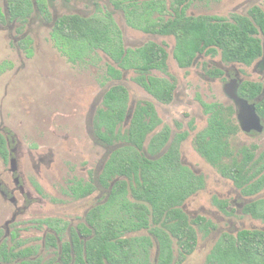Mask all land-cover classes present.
Segmentation results:
<instances>
[{
	"label": "trees",
	"instance_id": "16d2710c",
	"mask_svg": "<svg viewBox=\"0 0 264 264\" xmlns=\"http://www.w3.org/2000/svg\"><path fill=\"white\" fill-rule=\"evenodd\" d=\"M110 0L114 8L124 13L126 23L146 33L173 36L175 49L173 57L180 67L190 66L197 53L209 48L208 54L220 55L226 63H238L249 66L262 55L264 40V13L258 7H252L245 16L231 15L229 19L219 17H188L185 9L190 0H173L171 9L174 11L172 19L166 22H156L152 19L154 12H163V2L143 0ZM127 2V4H126ZM48 0H6L5 11L0 8V25L18 23L19 33L32 19V14L52 21L50 38L57 50L70 63L82 61L96 50L104 53L118 68H132L137 76L134 81L144 87L155 99L163 102L171 100V87L168 83L155 77L145 79L149 69H165L166 52L155 43L135 51L125 52L122 45L121 31L115 24L110 12L102 16H82L69 14L52 20L47 11ZM31 39L22 35L18 46L23 49L27 58L32 56ZM107 74L113 80H119L118 69L108 65ZM238 96L255 105L258 115L264 120V87L261 83L244 81L238 89ZM128 103V93L122 86H112L104 96L103 107L98 110L94 130L107 143L111 139L122 140L128 146L120 147L112 156V162L107 164L102 179L105 182L110 175L116 174L132 179L130 198L127 194L126 183L117 182L110 191L109 202L103 208H95L88 213V217L96 215L108 216L114 208L118 220H103L98 224L90 221L93 232L83 226L85 243L79 241V251L75 246L74 264H148L147 247L151 246L147 238L122 240L118 234L122 230L137 231L150 226L149 231L155 234L158 246L156 264H182L186 256L193 253L197 238L193 227L186 216L177 208L181 202L203 187L199 177L189 175L178 162L176 152L169 148L167 154L156 161H148L139 154L146 133L151 125L145 123L143 107L138 104L133 113L129 128L122 133L121 128ZM149 116L154 117L151 106L147 107ZM152 122V121H151ZM104 128V131H102ZM236 127L229 118L224 119L214 113L208 122L207 129L200 133L195 141L197 152L207 163L219 170L224 177L241 188L246 196H253L264 188V150L255 158L256 146L241 148L239 160L234 159L231 165L223 162V156L232 152L226 138L234 135ZM156 135L152 144H164ZM156 144V145H157ZM175 151V150H174ZM0 155L5 159L7 149L4 138L0 135ZM178 164H177V163ZM175 163L179 166L174 168ZM255 172L248 174L250 169ZM94 187L91 183L84 184L79 194L75 196L85 198L91 194ZM131 199V200H130ZM176 206V207H175ZM243 214L264 222V198L247 204ZM202 224L204 229L212 225L204 219L195 220V225ZM84 233V234H83ZM53 241V240H52ZM177 245L181 250L178 256L173 255L171 246ZM6 246H2L3 261L9 264H41L37 257H30V253L21 251L8 254ZM70 245L64 243L61 254H57L49 264H71ZM206 264H264V230H240L235 234H223L216 241L213 249L206 257Z\"/></svg>",
	"mask_w": 264,
	"mask_h": 264
},
{
	"label": "rangeland",
	"instance_id": "374dc122",
	"mask_svg": "<svg viewBox=\"0 0 264 264\" xmlns=\"http://www.w3.org/2000/svg\"><path fill=\"white\" fill-rule=\"evenodd\" d=\"M50 1L48 10L55 17L69 14L102 16L110 12L128 47L153 41L164 44L171 57L174 46L172 37L145 35L129 27L123 13L113 8L110 0ZM119 1L125 3L124 0ZM142 1L136 2L140 4ZM157 1L159 0H155ZM163 1L168 6L173 0ZM5 2L6 0H0L2 11H5ZM251 6H258L264 12V0H191L186 14L193 17L229 19L231 14L246 15ZM151 17L154 19L155 15ZM45 21L36 13L32 14L31 21L19 33L16 31L18 23L0 25V128L10 131L16 139V160L20 177L30 195L27 199L32 202L23 214L24 217L18 219L12 227L16 234L15 239H8V236L3 238L0 228V241L7 243L4 244L6 247L11 246L8 254L26 251L30 253L29 258H32L37 257L38 252L41 262L47 261L49 256L54 255L55 250L49 251L46 246V251L41 252L44 226L38 221L51 216H80L93 204L92 197L98 195L94 193L78 203L72 196L71 186L77 180H88L98 169L104 154L103 149L95 147L91 139V119L94 109L100 106L97 102L100 99L102 83L105 82L106 62L110 63L108 57L100 51L91 52L83 61L70 63L50 40L51 27ZM21 35H27L33 41L30 58L18 46ZM262 45L264 52L263 39ZM202 61H206V66L209 62L211 67L237 72L241 81L260 82L264 85V70L257 61L250 66H244L221 63L218 56L213 59L204 57L187 70H176L170 59V71L180 82V95L186 98L195 95L206 103L215 102L233 107L222 90L224 77L206 80L202 75ZM151 75L157 76L158 73L152 72ZM125 76L134 91L133 99L145 98L147 94L131 81L134 73L129 71ZM195 114L198 116L196 110ZM164 120L168 121V118L164 117ZM205 125V118L201 121L199 118L194 123L195 129L182 143L181 156L184 164L192 167L203 181V187L185 200L182 210L189 218L188 221L199 217L212 226L204 229L202 224L197 226L190 223L197 243L193 253L186 256L182 264H206L207 255L223 233L235 234L241 229L264 230V222L249 216H240V212L233 210L236 208L234 201L239 204L262 199L264 188L257 195L244 196L232 180L220 176L219 170L196 152L193 138ZM228 142L233 153L241 146L256 145L257 156L264 146V134L247 137L238 133L231 136ZM233 158L238 160L239 154L234 153ZM223 162L231 165L229 160L224 159ZM9 168V161L3 163L0 159V180L11 191L14 190V184ZM254 172L255 169L252 168L248 174ZM110 180L111 178L105 180L109 187L115 183L110 185ZM33 187L40 189L41 195ZM13 195L20 205L22 197L17 191ZM12 211V204L5 203L0 197V225H3V221ZM45 242L52 244L48 240ZM150 251L152 258L154 250ZM173 255L178 256V252L175 251Z\"/></svg>",
	"mask_w": 264,
	"mask_h": 264
},
{
	"label": "flooded vegetation",
	"instance_id": "af4514ba",
	"mask_svg": "<svg viewBox=\"0 0 264 264\" xmlns=\"http://www.w3.org/2000/svg\"><path fill=\"white\" fill-rule=\"evenodd\" d=\"M152 1H155V0H152ZM48 2L50 5L51 1L48 0ZM147 2H148V0H147ZM158 2H163V4L165 5V9L161 13L154 12L152 14V16L155 15V17H154V19L153 18L152 19L155 20L156 22H159V23L160 22H166V21L172 19L174 16V11L171 9V5L167 6L163 0H159ZM190 3H191V0L185 9V15L186 16H188L186 14V10L188 9ZM252 7H258V6H251L248 9V11ZM48 9H49V6L47 8V11L49 13ZM116 10H120V9H116ZM231 15L245 16L243 14H231ZM246 15H247V13H246ZM50 16H51L53 21H55L58 18V17H55L53 15H50ZM61 16H63V15H61ZM123 16H124V13H123ZM188 17H193V16H188ZM197 17H202V16H197ZM197 17H194V18H197ZM41 19L44 20L43 17H41ZM124 19H125V17H124ZM30 21H31V19H30ZM45 22L49 23V25L51 27L50 28V32H51L52 21H50V22L45 21ZM125 22H126V20H125ZM135 30L140 31V32L144 33L145 35H154L156 37H163V38H167V37L173 38L174 46L172 48L171 57H170V54L166 51L164 44L161 45V44L153 42V41H146L143 44L136 46V47H128L126 44V41L124 39V36L121 33L122 45H123V49L125 52H127L129 50L135 51L139 48L146 46L149 43H155L156 45H158L160 48H162L166 52L165 69L164 70H159V69H155V68L149 69V72L145 73V79H147L149 77H155L159 80L164 81L165 83H168V85H170V87H171V100L169 102H163V101H159V100L155 99L154 97H152V95L144 87H142L141 85L137 84L134 81V78L137 76V73L134 69H132V68H128V69L121 68L120 69L116 66V64L110 58H108L110 63L106 62V70H105V78H104L105 82L102 83V91L100 92V99L97 102L100 104V106L94 109V115L92 116V119H91V127L93 130V135L91 136V139H92L95 147L103 149L104 154H103L102 159H100V161H99L98 169L88 178V180H86V181L77 180L76 183L74 184V186H73V184L71 186L72 196L75 198L74 200H76V202H78V203L80 201L90 197V196H93L94 193H96V194L98 193V195L96 197H94V196L92 197L93 201H94L93 204L91 206H89V208L85 211V213H83L80 216L74 215L70 218L51 216V217L43 218L42 221H38L40 223V225L44 226V229L42 232V238H41L43 240L42 244H41V249L43 251H41V252L43 253L44 251H46V248H45L46 246H48L47 249L49 251L55 250L54 255L52 254L51 256H49L48 260L41 262V264H49L55 258V256L57 254H61V247L64 243H68L70 245V254L72 256V263L71 264H74L75 258H73V257H75V254H74L75 253L74 252L75 247H74L73 241H75V246L77 247V251H79V241L81 243H85L87 240V238L83 237L81 232H80L81 230L83 232V230H84L83 226H85L87 229H89L93 232V228L90 226V221L93 222V224L95 223L96 227H98V224L103 220L114 221V220H118L120 218L119 216H117L115 214L116 212H115L114 208L111 210V213L108 216H99L98 213L100 212V210H98L96 215L88 217L89 211H91L95 208H98V209L103 208L105 205L108 204V202H109L108 199L110 197V191L117 182L123 181L126 183L127 194L125 196L128 199L130 198L129 192H130V188H131L132 183H133L132 179H129L128 177L126 178L125 176H121V175H116V174L112 175L111 174L110 175L111 180L109 181V183L111 182L110 185L113 182H115V183L112 184V186H110L108 189L106 187H104V184L102 181V179H104L103 176L105 175L104 174L105 168H106L107 164L112 162V156L115 154V151L117 149H119L120 147L124 148V147L128 146L126 142H123L122 140L116 141L115 139H111V143L109 144L104 139L100 138L97 135L96 131L94 130V123H95V119H96L98 110L103 107L104 96L112 86H117V85L122 86V87H124V89L128 93L127 111H126L124 120L121 123V126H120L121 128H119V126H118L117 127L118 130H116V131L117 132L121 131L122 133H124L129 128V125H130L132 117H133V113L136 110V106L138 104H140V106L143 107V109L145 110L142 112V117H143L145 123H147L148 125H150L152 123L151 129L145 134L146 137L142 143V149H141V152L139 153L141 155V157L148 160V161H156V160L162 158L165 154H167L169 148H172L173 152H176V157H178L176 159H178L179 164L177 162L176 163L178 165H180L181 167H183L184 170L189 175H191L193 177V180L196 176H198V174L192 169V167H189L186 164H184V162L182 160V156H181V147H182V143L185 142L187 140V138L189 137V134L191 133V131H193L195 129L194 123L198 122L199 118L201 121L202 118L204 117L206 120V125L201 131L195 133L194 138H193L194 145H195V141H196L197 136L200 133H203L207 129L208 122H209L210 118L214 115V113L219 114L224 119L229 118V120L232 122L233 126L236 127V132L234 133V135H230L229 137L226 138L227 142L229 141V138L231 136L234 137L238 133H241L247 137L264 134V120L258 115L256 108H255V105L253 104L254 108H255V113L260 120V123L262 125L263 130L261 133H258L254 130H251L249 132H244L242 130L240 121L238 119L239 113H238L234 103L224 93V86L225 85H227L229 83L233 84V82H236V84L238 85V88H237V94H238V89H239L240 85L242 84V82H244V81H241L238 79L237 72L231 73L229 71V69L214 68V67H211L212 65L209 62H207V66L205 65L206 61L201 62V69L203 70L202 75L206 80H216L220 76L224 77L222 90H223L224 95L229 99V101H231V103L233 105V107H227V106H223L222 104L215 103V102L206 103L204 101H201L195 95L192 98H186L185 96L180 95L179 91H178V87L180 85V82H179V80H177L178 79L177 76H175L171 73L169 61H170V59L172 60V63H174V68H176V70H187L190 67H192L193 65H195V63H197L198 60H200L204 57H209V58L213 59L214 57L218 56L221 63H224V64H234V63H232V62L226 63V62L222 61L219 54H217L215 56H211L210 54H208L209 48H205L202 53L199 52L196 54V56L193 58V60L190 64V66L180 67L178 62L173 57V52H174L175 45H176L175 39L173 36L157 35V34H152V33H146V32H143L141 30H138V29H135ZM16 31H17V29H16ZM32 42L33 41L31 40V44H32ZM261 43H262V39H261ZM31 44H30V46H31ZM262 49H263V45H262ZM96 51H99V50H96ZM83 60H85V58ZM255 61L259 62L258 64H260L262 66V69L264 70V52L263 51H262V55L260 57H258ZM255 61H253L252 63H254ZM72 64H74V63H72ZM235 64H238V63H235ZM108 65L111 67H114L115 69H118V71L120 72L119 80H113L107 74ZM244 66H247V65H244ZM129 71H132L134 73V77L131 79V81L134 84H136L138 87H140V89L144 93L147 94V96L145 98L138 99V100H134L135 98L133 99L132 95L134 94V91L131 90V87H130L128 81L126 80V76H125V74H127ZM152 72H156V73H158V75L153 76V75H151ZM177 81H178V83H176ZM250 82H253V81H250ZM114 83H117V85H113ZM255 83H260V82H255ZM263 87H264V85H263ZM241 99H243V98H241ZM243 100H245V99H243ZM248 103L250 104V102H248ZM148 105L151 106V109H152L151 113L152 112L154 113V117H152V119H151V116H149L147 113L149 111V109L147 108ZM195 110H196V112H198V116H195L196 115ZM163 116L165 118H168V121L164 120ZM102 131H104V128H102ZM0 135L4 138L6 149H7V155H6L7 157L4 159L0 155V159L3 163H7V161H9V166H10L9 172L12 175V180H13V184H14V190L10 191L9 189H7V187L0 180V197L2 198V201H4L5 203H11L13 206V211H12L11 215L3 221V223H2L3 225H0V228L2 229V232H3V235H2L3 238L5 236H8V239H15L16 234L14 232V228H12V227L15 225V223L18 219H20L21 217H24L23 214L28 210V208L32 202L27 199L30 197V195H29V192L25 190L24 182H23L22 178L20 177V173H19V169H18V165H17V160H16V154H17L16 139H15L14 135H12V133L6 129L0 128ZM156 135H161L160 138H161V140H163L164 144H157L156 143L157 144L156 145V144L151 143L152 138L155 137ZM228 144H229V142H228ZM252 146H250V147L241 146L234 153L239 154V150L241 148H248L250 150ZM254 146H256V145H254ZM195 148H196V146H195ZM256 148H257V146H256ZM229 149H230V147H229ZM262 150H264V146H263ZM196 152H197V150H196ZM255 152H256V149L254 150V154H256ZM234 153L232 152L229 156H223V158H222L223 161H224V159H226V160L231 161L230 164H232L233 160H234V158H233ZM239 157L241 158V154H239ZM255 158L258 159L259 154L257 156H255ZM176 163H175L174 168H176L178 170L179 166ZM224 164H226V163H224ZM226 165H228V164H226ZM220 176L224 177L221 174H220ZM198 177H200V176H198ZM224 178H226V177H224ZM226 179H228V178H226ZM88 183H91L93 185V187H94L93 192L91 194H89L88 196H86L85 198L75 196L74 190H77V193L79 194V192L82 189V186H84V184H88ZM33 188L37 194L41 195L40 189H37L36 187H33ZM239 189H241V188H239ZM15 191H17V193L22 197V202L20 205H18V203H17V201L13 195V192H15ZM241 192H242V190H241ZM194 194H195V192L192 194H189V196L187 198H185L181 202L180 205L177 206V208L185 216H186V214L182 210V205L185 202V200H187L189 197H191ZM242 194H243V192H242ZM257 194H255V195H257ZM244 196H246V195H244ZM248 197H250V196H248ZM257 200H259V199H257ZM253 201H256V200H252V201H249L246 203L241 202L239 204H236L234 201L233 204L235 205L236 208H234L233 210L240 212V214H241L240 216H249V215L243 214V209L247 204H249ZM249 217H251V216H249ZM186 218L189 219L187 216H186ZM198 218H194L189 222L191 224H195V220ZM149 223H150L149 227H148V224H146L147 226H145V227H143L137 231L122 230L119 232L118 237L122 240H130V239H134V238H146V239L148 238L151 242V246L147 247L148 254H149V258H148L149 263L148 264H156V262H157L156 257L158 255V246H157L156 241H155V234L153 232L149 231V229L151 230L153 228V224L151 221H149ZM213 228H214V226L212 227V229ZM241 230H244V229H241ZM238 231H240V230H238ZM141 232H143L144 234H142ZM223 234H225V233H223ZM223 234H221V235H223ZM46 240H48L52 244H48V243L46 244V242H45ZM216 241H215V243H216ZM215 243H214V245H215ZM4 244L7 245V243H5L4 241H0V255H2L1 254L2 253V246H4ZM6 248H7V251H9L11 249V246H8ZM26 248H30V247H26ZM171 248H172V251L174 254H175V251L177 253L180 250L174 244L171 246ZM151 249L154 250V254H153L152 258H151V251H150ZM38 254L39 253L37 252V254H36L37 258H39ZM0 264H9V263L4 262L3 258L1 256Z\"/></svg>",
	"mask_w": 264,
	"mask_h": 264
},
{
	"label": "water",
	"instance_id": "95a60500",
	"mask_svg": "<svg viewBox=\"0 0 264 264\" xmlns=\"http://www.w3.org/2000/svg\"><path fill=\"white\" fill-rule=\"evenodd\" d=\"M113 85H117L114 83ZM238 85L236 82L233 84H227L224 86V93L226 96L234 103L238 111V119L240 121L242 130L244 132H249L254 130L261 133L263 128L260 123L258 116L255 113V108L253 104H249L247 101L241 99L237 94Z\"/></svg>",
	"mask_w": 264,
	"mask_h": 264
}]
</instances>
